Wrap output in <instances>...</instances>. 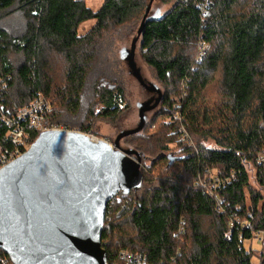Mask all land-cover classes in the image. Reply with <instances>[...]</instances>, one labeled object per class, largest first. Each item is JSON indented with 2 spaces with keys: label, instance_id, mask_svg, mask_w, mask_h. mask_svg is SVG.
<instances>
[{
  "label": "trees",
  "instance_id": "1",
  "mask_svg": "<svg viewBox=\"0 0 264 264\" xmlns=\"http://www.w3.org/2000/svg\"><path fill=\"white\" fill-rule=\"evenodd\" d=\"M160 1L168 9L146 19L136 47L161 95L142 129L120 138L142 175L106 207L107 263L264 264V241L244 245L264 228V195L249 180L253 167L264 188V0ZM148 2L0 0L2 109L40 95L63 127L116 122L129 106L117 42L136 36ZM6 130L0 123V148L11 146ZM0 264H15L1 247Z\"/></svg>",
  "mask_w": 264,
  "mask_h": 264
},
{
  "label": "water",
  "instance_id": "2",
  "mask_svg": "<svg viewBox=\"0 0 264 264\" xmlns=\"http://www.w3.org/2000/svg\"><path fill=\"white\" fill-rule=\"evenodd\" d=\"M149 0L137 34L121 54L129 72L157 93L141 104L135 128L113 143L75 130L42 131L22 155L0 169V247L15 264H108L100 244L110 199L141 181V157L119 139L145 123L160 89L142 81L133 60L137 36L150 14ZM134 155L135 158L130 157Z\"/></svg>",
  "mask_w": 264,
  "mask_h": 264
},
{
  "label": "rangeland",
  "instance_id": "3",
  "mask_svg": "<svg viewBox=\"0 0 264 264\" xmlns=\"http://www.w3.org/2000/svg\"><path fill=\"white\" fill-rule=\"evenodd\" d=\"M84 1L86 2V5L88 7L90 6L93 9L98 8L102 4V0H84ZM168 7L169 5L161 2L160 0H153V3L151 4V7H150V14H158V16H161L162 13H164L168 9ZM8 19H10L9 21H12V22L15 20L14 18H12V16L9 17ZM92 22H93L92 19L82 22L78 27L79 33L85 32L90 27ZM134 35H135V30H133V32L128 34L127 36L123 37V39H119V41L117 42L118 44L117 50L119 51L120 56L126 51V49L130 48L131 40ZM133 60L135 62L137 69L140 72L142 81L145 84H148V85L151 84V85L157 86L158 88L159 87L161 88V86L157 83L150 67L143 62L141 57H139L138 46L134 50ZM124 61L121 63V68L123 72V81H124L123 83H124V86H126V93H127L126 97L128 98L129 106L121 114V117L116 122L113 123L109 121H103L98 118L93 123L92 131L91 130L89 131L93 136H96L99 139L101 138L107 142L109 141L110 143H113L116 136L119 133H121L123 130H129V129L135 128L139 120L138 111H139L140 105L144 103H147L148 105L153 104L154 98L155 96H157L156 92L148 89L146 86H143L142 83H140L135 76H133L130 72H128L127 65ZM121 102H124V105L122 106L124 107L126 105V101L122 100ZM101 107L102 106L100 105L97 106L96 110H99ZM153 107H151L149 110H146L144 112L146 116L145 120L148 121L150 117L152 116V112L155 110V108ZM169 118L170 117L166 116L164 120L169 122V120L173 119V118L172 119H169ZM118 143L121 148L132 149L131 144L127 143L126 141H123V139L122 140L119 139ZM130 157L135 158L134 155L132 154L130 155ZM141 165H142V161H141ZM254 173H255V170L253 167H251L249 169V177H250L249 180L251 184L255 188H258L259 191L264 195V188H260L258 184L256 183V181H254ZM244 245L246 247L250 246L253 250L254 249L258 250L261 248V242H259L255 238L244 240ZM255 261L256 259L254 256L253 262Z\"/></svg>",
  "mask_w": 264,
  "mask_h": 264
},
{
  "label": "built area",
  "instance_id": "4",
  "mask_svg": "<svg viewBox=\"0 0 264 264\" xmlns=\"http://www.w3.org/2000/svg\"><path fill=\"white\" fill-rule=\"evenodd\" d=\"M0 92V97H1ZM124 102L119 103L121 108ZM50 110V105L47 103L46 99L42 96H37L35 99L23 105L22 107L13 108L10 111H4L2 105H0V123H3L7 130L5 138L10 140L11 146L9 148H0V169L8 165L12 160L22 155L23 152L28 149V136L30 131L39 134L42 131L51 130H75L67 127L58 125L52 121H49L46 117L47 112ZM176 117L179 115L176 114ZM85 133V132H84ZM92 139H98V137L93 136L90 132L87 133ZM182 137L189 141L188 136L183 129ZM259 157L262 160L264 156V151L261 152ZM232 221L230 224L232 226ZM251 238H255L259 242L264 241V228H260L253 231Z\"/></svg>",
  "mask_w": 264,
  "mask_h": 264
},
{
  "label": "flooded vegetation",
  "instance_id": "5",
  "mask_svg": "<svg viewBox=\"0 0 264 264\" xmlns=\"http://www.w3.org/2000/svg\"><path fill=\"white\" fill-rule=\"evenodd\" d=\"M157 95V94H156Z\"/></svg>",
  "mask_w": 264,
  "mask_h": 264
}]
</instances>
